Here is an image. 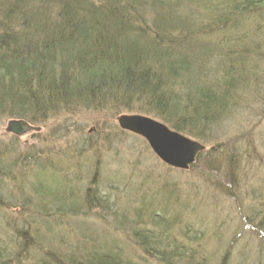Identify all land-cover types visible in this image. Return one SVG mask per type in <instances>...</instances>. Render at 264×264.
<instances>
[{
    "label": "trees",
    "instance_id": "trees-1",
    "mask_svg": "<svg viewBox=\"0 0 264 264\" xmlns=\"http://www.w3.org/2000/svg\"><path fill=\"white\" fill-rule=\"evenodd\" d=\"M198 4L201 10L206 8L204 16L186 0H0V116L37 125L62 113L75 115L83 107L109 109L112 114L144 113L180 133L193 130L195 122L205 129L221 123L244 100L243 88L249 87L260 70L256 59L262 61V55L258 48L253 49L250 35L241 31L240 23L251 17V10L264 20V0H202ZM206 31L221 37L217 49L199 35ZM211 56H218L216 63ZM210 70L221 73L207 79ZM232 87L238 88L236 95ZM193 136L201 138L202 144L214 140L206 133ZM227 145L217 140L209 147L205 166L216 174L227 163L230 183L235 184L236 165L233 154L226 156ZM81 151L85 149L79 154ZM222 154L225 161L217 159ZM53 164L45 161L43 167L54 168ZM14 165H0V207L5 211L25 208L35 198L38 206L32 203L35 209L29 207L14 222L9 214H0V264H135L129 260L126 246L113 237L99 244L101 235L90 244L82 241L80 246L49 247L60 238V232L54 228L39 231L38 225L62 218H55L49 209L56 206L61 211L67 201L72 205L68 216H76L74 188H65L64 182L62 191L58 186L49 193L40 185L31 187L32 179L24 184L31 194L35 191V198L23 194L13 203L4 200L10 194L4 190L9 182L3 183V177L10 176ZM86 190L82 198L87 206L101 204L110 210L118 198L102 195L98 187ZM166 199L168 204L179 202L173 193ZM248 223L264 241V219L257 225ZM169 232L142 231L145 236L139 247L155 238L158 246L153 250L166 263L202 262L192 252L178 251L184 245H177ZM133 239L138 241L139 236L133 234Z\"/></svg>",
    "mask_w": 264,
    "mask_h": 264
},
{
    "label": "rangeland",
    "instance_id": "rangeland-1",
    "mask_svg": "<svg viewBox=\"0 0 264 264\" xmlns=\"http://www.w3.org/2000/svg\"><path fill=\"white\" fill-rule=\"evenodd\" d=\"M201 1L186 0V4H194L204 16L206 8L201 10L198 4ZM251 11L254 12L240 23V29L249 33L253 49L258 48L259 55H262V61L256 59L261 63L260 70H256L257 75L249 87L243 88L244 100L221 123L216 121L215 125L205 129L195 122L193 130L186 128L181 132L198 141L201 138L193 136L198 132L214 139L204 143V155L195 165L192 164V168V165L187 170L167 166L155 156L142 137L121 130L116 120L126 112L112 114L109 109L81 107L75 115L62 113L51 116L45 123L37 124L41 127L39 132L21 137L6 133L5 124L10 118L0 116V165L15 162L10 176L3 177V183L9 182L4 190L10 194L4 200L13 203L23 194L35 198V191L32 190L31 194L27 184H24L32 179L36 184L32 182L31 187L40 185L49 193L64 182L65 188L73 187L76 216H68L72 213L69 211L72 205L67 201L61 211H56V206L49 209L55 218H62L49 220L44 226L38 225L39 231L54 228L60 232V238H53L49 244L53 249L64 244L74 246L82 241L90 244L93 238L101 235L96 244L110 241L113 237L117 243L126 246L129 260L135 264H168L165 257L159 259L153 250L158 246L157 239L144 242L143 248L139 246L144 239L142 235L145 236L142 231L149 229L159 235L170 230L169 233L173 232L177 239V245H184L178 251L185 254L192 252L194 259L202 261L200 264H264V241L256 235L255 227L248 223L252 221L257 225L264 219V20L258 18V11ZM199 35L217 49L218 39L221 38L218 34L206 31ZM232 37L227 40L230 41L227 43L229 46ZM211 57L212 63H216L218 56ZM220 73L219 70H210L206 78H216ZM191 77L195 78V75ZM231 90L235 95L238 92L237 87ZM150 117L167 123L155 116ZM217 140L228 143L227 157L233 154L235 184L230 183L232 173L227 163L220 165L221 172H211L214 176L206 169L209 147ZM82 149L85 151L79 154ZM238 151L243 155L240 153L237 156ZM217 159L225 161V156L222 154ZM45 161L53 162L54 168L43 167ZM9 177L12 181L8 180ZM94 187H98L104 196L118 197L110 204V210L101 204H85L82 196L87 188ZM170 193L178 198L177 204L172 201L166 203V196ZM32 203L38 206V198L25 208L5 211L1 206L0 214H9L14 222L20 213L31 206L34 208ZM133 234L139 236L138 241H134ZM164 240L163 243L167 241ZM184 260L181 259L182 262Z\"/></svg>",
    "mask_w": 264,
    "mask_h": 264
},
{
    "label": "water",
    "instance_id": "water-1",
    "mask_svg": "<svg viewBox=\"0 0 264 264\" xmlns=\"http://www.w3.org/2000/svg\"><path fill=\"white\" fill-rule=\"evenodd\" d=\"M116 121L121 130L142 137L155 156L173 168L187 170L205 149V145L198 140L189 138L147 115L124 113L120 114ZM40 129V126L22 118H10L4 128L6 133L18 137L39 132Z\"/></svg>",
    "mask_w": 264,
    "mask_h": 264
}]
</instances>
